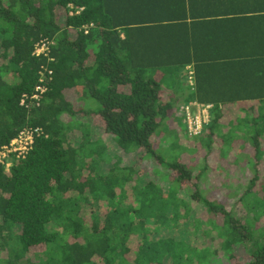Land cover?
I'll return each instance as SVG.
<instances>
[{"label": "trees", "instance_id": "trees-1", "mask_svg": "<svg viewBox=\"0 0 264 264\" xmlns=\"http://www.w3.org/2000/svg\"><path fill=\"white\" fill-rule=\"evenodd\" d=\"M106 2L0 0V147L24 128L42 131L26 157L14 160L8 173L0 167V264H27L26 255L39 247H45L46 260L38 264H95L94 259L129 264L126 243L132 237L140 245L133 264H163L165 257L170 264L195 260L210 264L211 259L196 254L184 241L172 237L151 241L152 234L176 231L178 223L187 220L191 204L205 209L206 223L228 260L235 256L234 246L244 245L249 258L239 264H264V225L257 228L249 220L241 221L223 200L211 199L214 186L206 161L220 152L238 171L252 168L253 178L247 179L243 192L233 181L221 179L218 184L235 188L229 201L250 204L259 220L264 215L260 209L264 196L253 190L259 180L256 168L264 157V144L259 141L264 122L249 136V146H238L232 132L225 137L222 125L224 106L264 104L262 97L233 95L246 88L252 76L229 72L231 61L212 56L215 52L205 48L195 25L122 24L102 15ZM69 5L73 14L61 26L56 9L69 13ZM90 24L85 34L84 27ZM42 40L50 44L48 57L33 54ZM196 45L202 48H190ZM254 58L234 61L246 71L253 69ZM187 64L193 85L188 83ZM44 69L52 71V78L45 83L39 106L29 101L21 105L23 95L34 93ZM180 101L212 105L210 124L201 136L190 138L182 117L177 119ZM77 103L83 106L80 110ZM79 112L83 117L99 116L104 134L121 153L143 152V158L172 173L162 177L167 190L153 181L142 185L138 169L122 166L101 138L93 139ZM171 121L177 123L173 129ZM69 134L77 138L75 144ZM188 139L203 140L207 150L203 165L185 161L182 141ZM215 139L218 147H213ZM102 164L110 169L98 175ZM187 185L193 189L191 203L180 195ZM83 205L89 207V224L82 216ZM195 228L203 231L197 222Z\"/></svg>", "mask_w": 264, "mask_h": 264}, {"label": "crops", "instance_id": "crops-1", "mask_svg": "<svg viewBox=\"0 0 264 264\" xmlns=\"http://www.w3.org/2000/svg\"><path fill=\"white\" fill-rule=\"evenodd\" d=\"M106 4L102 15L116 18L122 24L195 25L199 28L197 33L203 34L205 48L215 52L212 56L231 61L229 72L252 76L247 87L233 95L264 98V0H108ZM190 48L202 47L196 45ZM250 56L255 57L250 60L253 69L243 71V64H235V61L242 62ZM261 116L264 117V104L259 102H237L224 106V136L232 132L238 146H249V136L264 122ZM262 129L264 131V126ZM263 136L260 134L259 141L264 144Z\"/></svg>", "mask_w": 264, "mask_h": 264}, {"label": "rangeland", "instance_id": "rangeland-1", "mask_svg": "<svg viewBox=\"0 0 264 264\" xmlns=\"http://www.w3.org/2000/svg\"><path fill=\"white\" fill-rule=\"evenodd\" d=\"M69 15V13L65 12L62 8L56 9V19L59 22V24L62 26L65 18ZM181 103V101L179 102ZM178 103V104H179ZM181 105V104H180ZM179 105V106H180ZM178 106V107H179ZM83 106L79 103H77V108L80 110ZM179 109V108H178ZM174 113V112H173ZM172 114V113H171ZM175 114V113H174ZM177 116V119H180V113L176 112L175 114ZM78 118L82 119L83 122H86L89 124V127L92 131V138L97 139L101 138L106 145L109 147L108 153L112 156L119 157L121 159V165L122 166H134L138 169L139 175H141V184H145L146 182L153 181L155 183H158L164 191L167 190L168 184L165 180L162 179L164 175H170L172 173L164 171L157 167L156 163L152 159H146L143 158L144 154L143 152H137L134 154H124L121 153V151L116 147V145L111 142V139L106 136L103 132V122L100 119L99 116L92 114L89 117H83V113L79 112ZM170 128L173 129L176 127V124L174 121H171ZM70 137H72V144H75V141H77V138L74 136L79 137V133L69 134ZM216 143L213 144V147H218L220 142L219 139H215ZM182 144L186 147L185 151H183V155H185V161H195L197 165H200L203 161V159L206 156V147L203 142V140H195V139H188L185 141H182ZM214 156L210 157V159L206 160L209 164V177H210V185L212 184L214 187V190L212 192L213 197L211 199L215 201H221L223 200V204L225 208L230 211L237 219H240L241 221L249 220L251 221L257 228H262L264 225V215L259 217V220L256 219L255 214L253 211H250L251 205L247 203L240 202L238 200L235 202L229 201L230 195L232 197L235 188H227L226 186H222L219 188V184H221V179H224L225 181L235 182L237 190L240 192H243L245 189V186L247 185V179L253 178L254 173H252L250 167L246 166V169L243 171H238L234 165H232L229 162V159L223 157L224 154L219 152H215L213 154ZM218 155V156H216ZM247 157L253 159L251 157V154H247ZM209 158V157H208ZM115 159V158H114ZM239 163H241V160H237ZM206 163V164H207ZM236 163V162H234ZM203 165V164H201ZM107 169H110V166L108 164H102L100 168L97 170L98 175H104L107 173ZM158 171V173H157ZM8 173V172H6ZM234 174L231 175V177L227 178L225 175L227 174ZM258 177V181L256 182L255 189L253 192H256L259 194V197H263L264 192L262 188H264V157L262 160L258 162V167L256 168V173ZM204 193L206 192L205 189H203ZM190 193H193V189L187 185L183 187L180 190V195L182 198L188 202L191 203ZM219 195V196H218ZM224 195V197H222ZM225 195H228L225 198ZM192 210L189 212V216L185 222H179L178 228L172 231L162 230L159 233L152 234L151 241H155L158 239H167V238H175L178 241H184L186 244L192 246L196 251L202 254L203 256H207L209 259L212 260L210 264H216V263H222V264H239L248 261V252L244 245L234 246L233 247V253H235L234 258L229 259L226 258V256L223 255L220 240L218 237H216V234L211 231V225L207 224L208 216L205 211V209L198 204H194L192 207H190ZM260 209L264 212V209L260 207ZM259 212V209H257ZM89 207L86 205H83L82 208V216L85 217L87 224L90 223V216H89ZM183 213V210H182ZM99 214V213H98ZM196 222L200 225V229L195 228ZM264 228V227H263ZM19 232L18 230H16ZM126 246L128 248V253L126 254V258L129 261V264H133V261L136 257V253L139 248V239L137 237H132L130 240L126 243ZM243 247V248H242ZM45 247H39V248H33L29 251V253L26 255V260L28 261L27 264H38L40 260H46L45 257ZM196 256V255H195ZM194 256V257H195ZM95 264H102V261L99 259H94ZM198 261H194L192 264H198ZM171 260L169 257H165L163 260V264H170ZM203 264V263H202ZM209 264V263H208Z\"/></svg>", "mask_w": 264, "mask_h": 264}, {"label": "built area", "instance_id": "built-area-1", "mask_svg": "<svg viewBox=\"0 0 264 264\" xmlns=\"http://www.w3.org/2000/svg\"><path fill=\"white\" fill-rule=\"evenodd\" d=\"M69 16H72V6H68ZM82 9L77 10V13ZM92 27L90 24L88 27H84V33L87 34L89 28ZM49 42L47 40H42L36 44L34 55L36 57L49 55ZM50 61L51 59L48 58ZM187 71L189 73L188 83L193 85L192 71L188 67ZM52 78V71L44 69L39 72L38 84L34 89V93L31 96L23 95L21 99V105H26L28 101L35 106H39L43 94L46 92L47 87L45 85L46 81H50ZM212 105H203L197 102L190 104H182L179 106L178 112L182 117V121L185 125L186 132L190 138H197L201 136L204 129L210 124V111ZM42 135V131L38 128H24L17 136L10 141L9 144L0 147V167H3L5 172H9L13 161H19L26 157V155L31 150L36 138Z\"/></svg>", "mask_w": 264, "mask_h": 264}]
</instances>
